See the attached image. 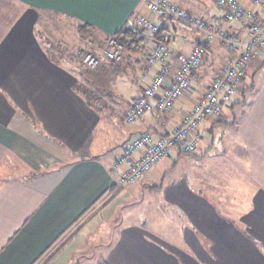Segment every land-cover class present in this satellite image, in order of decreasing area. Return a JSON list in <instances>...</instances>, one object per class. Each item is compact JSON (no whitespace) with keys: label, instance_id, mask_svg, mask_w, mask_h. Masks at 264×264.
Listing matches in <instances>:
<instances>
[{"label":"crops","instance_id":"1","mask_svg":"<svg viewBox=\"0 0 264 264\" xmlns=\"http://www.w3.org/2000/svg\"><path fill=\"white\" fill-rule=\"evenodd\" d=\"M171 1L240 38L249 33L246 16L221 20L215 0ZM239 2L246 13L256 11L264 18L262 7ZM147 14L146 0H0V166L16 171L0 184V264H51L72 239L70 252H77L84 240L80 228L102 206L118 196L138 198L146 188L161 195L154 209L163 214L157 212L152 222L167 218L172 231L118 222L105 264H264V49L248 64L220 114L205 117L188 135V140L197 137L193 151L200 152L190 176L164 184L175 161L169 170L163 166L154 174L150 169L135 183L117 187L111 164L127 143L144 132L166 134L232 57L215 37L171 110L128 122L127 108L158 68L147 67L154 42L137 23ZM151 17L169 35L168 83L178 56L200 42V33L173 18ZM42 18L70 25V38L79 43L76 51L95 44L80 38L75 29L80 24L103 42L125 25L137 27L145 47L89 71L80 62L81 52L74 54L63 38H53L62 42L60 52H54L49 37L37 28ZM44 30L49 32L48 26ZM114 146L117 151L109 157ZM182 154L173 148L157 164ZM115 207L103 208V216L108 219Z\"/></svg>","mask_w":264,"mask_h":264},{"label":"built area","instance_id":"2","mask_svg":"<svg viewBox=\"0 0 264 264\" xmlns=\"http://www.w3.org/2000/svg\"><path fill=\"white\" fill-rule=\"evenodd\" d=\"M215 1L222 10L221 20L235 21L244 16L248 18L249 33L245 38H240L235 33L228 34L225 30L216 32V26L203 17L179 7L171 0H146L149 14L138 16L137 23L149 33L154 42L147 56V67L157 64L158 68L152 79L143 86L142 92L127 108L125 119L128 122H134L147 112H167L173 108L179 96L190 87L191 71L202 62L203 44L219 36L227 48L234 52V57L211 79L201 98L193 104L179 123L168 130L166 136L155 137L150 132H144L127 143L125 150L111 164L117 187L128 186L138 181L154 164L169 156L175 147L192 152L196 147L197 137L193 135V139L188 140V135L199 129L205 117L220 114L221 105L230 100L248 64L260 50L264 49V18L261 19L256 11L246 13L239 0ZM250 1L264 9V0ZM152 15L173 18L200 32L201 42L195 44L188 53L178 56L179 66L168 83L165 82L171 70L168 36L165 34L162 39L155 37L159 26L152 19ZM121 50L122 45L111 35L105 40L102 48L96 51L86 48L81 57V64L84 68L92 70L104 61L119 60Z\"/></svg>","mask_w":264,"mask_h":264},{"label":"rangeland","instance_id":"3","mask_svg":"<svg viewBox=\"0 0 264 264\" xmlns=\"http://www.w3.org/2000/svg\"><path fill=\"white\" fill-rule=\"evenodd\" d=\"M42 19H43L42 21L39 20V23H37V28L43 31V35L49 37V39L54 45L55 48L54 52L56 51L57 53H59L60 52L59 46H61L62 44V42L58 44L56 42V39L59 40V38H63V44L66 45L69 50L74 51L75 52L74 54H77L78 51L76 50L77 47H79V43L77 39L70 38L72 37L71 34H73L72 27L68 24L63 23L62 21L58 22L55 19H51V18H46V19L42 18ZM46 26H48L49 32L44 30V27ZM104 43L105 42L102 41L99 43L95 41V44L89 48L91 51H96L102 48ZM104 62H102L101 64H103ZM101 64L97 65L94 69H92V71H100V68L102 67ZM108 89L110 93L113 92L116 93V91L113 88L109 87ZM116 151L117 148L116 146H114L111 154H109V157H111L113 153H115ZM196 153L200 154L199 148H196V150L193 152L183 153L180 156V159L174 156L177 159L163 160L161 164H157L154 167H152L151 171L154 172V174L159 173L161 171V168H163V166L164 169L167 167L166 169L169 170L171 165H174L173 163L176 161L177 164L175 170L172 171L170 175L167 174L163 178V183L166 184L167 182L174 181L175 178L179 179L183 177V174H187L190 176L192 174L193 160L195 158L194 156ZM183 160H186V162H184ZM15 172H16L15 169L11 166L7 164L1 165L0 184L9 175L11 176ZM158 178L157 181L159 182L160 179L158 180ZM189 182L192 184L190 178H189ZM160 200H161V195L155 193L149 188H146L143 194H139L138 198L135 197L133 199H130V197L124 198L123 196H118L117 199L113 198L112 200H110V203L107 202L105 206L101 207L102 209L100 208L95 213V215H93V217L90 218L89 221L90 223L85 222L84 225L80 228L81 232L79 235L84 236V240L82 245L80 246V249L77 252L76 251L70 252V249L72 248L76 240L74 239L69 240L67 244L64 247H62L60 251L56 253L57 255L54 256V259H52L49 262H52L51 264H65L67 261H68L67 264H105L106 250L108 251V248L111 246L114 230H115L114 227L116 226L115 224L118 222L128 223L130 221H138L139 223H143V225H145V227L148 229H150L151 227L150 225H153L152 227L155 228L156 230L160 231L162 229L164 234L165 233L170 234V231H172V227L169 225L168 223L169 220L167 218H165L166 221L162 220L161 218L159 221L156 219L153 220L152 222V217L154 216L153 218H155V215L157 217L156 214L157 212L161 215L163 214L161 210L154 209V206L157 204L156 202L157 201L161 202ZM112 204H114L117 207L113 209V213L110 214L108 219H106V215L103 216V212L107 208H109ZM103 208H105V210ZM96 209L97 207L95 208V210ZM222 211L226 212V210L224 209ZM84 219L85 218L83 217L77 222L78 226L82 225L81 222Z\"/></svg>","mask_w":264,"mask_h":264},{"label":"trees","instance_id":"4","mask_svg":"<svg viewBox=\"0 0 264 264\" xmlns=\"http://www.w3.org/2000/svg\"><path fill=\"white\" fill-rule=\"evenodd\" d=\"M180 22V21H179ZM226 22H230V21H226ZM183 23V22H182ZM185 24V23H184ZM187 25V24H186ZM190 26V25H189ZM75 29H76V31L80 34V38L82 39V40H87L88 38H92L94 41H96L97 43H99V42H103V39L95 32V30H93L92 28H88L87 27V25H82V24H80V25H76L75 26ZM223 30H225V29H220V28H216V32L218 31H223ZM198 31V30H197ZM226 32H228L227 30H225ZM199 32V31H198ZM200 33V32H199ZM166 33H163V29H162V27H159V30H158V32H157V34H156V38L157 39H162V36L163 35H165ZM228 34H231L230 32H228ZM167 36H168V38H169V35L168 34H166ZM113 36H115V38H116V40L122 45V50H121V57H124L126 54H129V53H133V52H139V51H142L143 49H144V47H145V44H144V36H143V34H142V32L137 28V27H134V26H130V25H125L121 30H119L116 34H114ZM108 38V37H107ZM107 38H105V39H107ZM218 38L221 40V42L226 46V43L224 42V40L221 38V37H219L218 36ZM98 40V41H97ZM167 42H168V40H167ZM200 42H201V38H200ZM200 42H198L197 44H199ZM208 43H210V42H208ZM208 43H205V44H203V47H204V54H203V59H204V56H205V52H206V45L208 44ZM103 44V43H102ZM100 46V45H99ZM227 47V46H226ZM100 48V47H99ZM228 49V48H227ZM230 52H231V54H232V57H231V59L234 57V52H232L230 49H228ZM78 52L80 53L81 52V54H80V62H81V57H82V54H83V52H84V50H78ZM121 57H120V59H121ZM203 59H202V62H203ZM230 59V60H231ZM254 59V58H253ZM252 59V60H253ZM229 60V61H230ZM114 62H116V61H108V64L110 65V64H112V63H114ZM202 62H201V64H202ZM201 64H199V66L201 65ZM228 64V63H227ZM226 64V65H227ZM199 66H197L195 69H193L192 71H191V73L194 71V70H196ZM77 68H79V66H77ZM80 69V68H79ZM223 69V68H222ZM221 69V70H222ZM86 70H87V68H86ZM89 70V69H88ZM221 70L217 73V74H215L214 76H216V75H218L220 72H221ZM80 71L82 72V73H85V70H83V69H80ZM90 71V70H89ZM244 74H245V72H244ZM213 76V77H214ZM190 77H191V74H190ZM244 77V76H243ZM242 77V78H243ZM241 78V79H242ZM211 81V80H210ZM209 81V82H210ZM241 81V80H240ZM240 81H239V83L237 84V86L240 84ZM237 86H236V88H237ZM236 90V89H235ZM205 92V91H204ZM235 93V92H234ZM233 93V94H234ZM228 103V102H227ZM227 103H223V104H227ZM222 104V105H223ZM221 105V106H222ZM193 106V105H192ZM189 112V111H188ZM187 112V113H188ZM163 136H166V134H164ZM175 148H179V147H175ZM180 151H182L183 153H187V152H185V151H183V149H181L180 148ZM114 161V160H113ZM157 164V163H156ZM155 165V164H154ZM153 165V166H154ZM112 169V168H111ZM113 191H115L114 189H113ZM60 247H61V245H60Z\"/></svg>","mask_w":264,"mask_h":264}]
</instances>
